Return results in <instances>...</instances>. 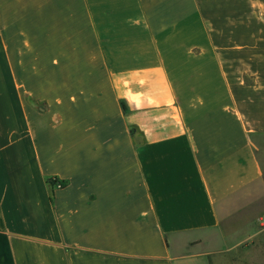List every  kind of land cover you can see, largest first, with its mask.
I'll list each match as a JSON object with an SVG mask.
<instances>
[{
    "label": "crops",
    "instance_id": "obj_1",
    "mask_svg": "<svg viewBox=\"0 0 264 264\" xmlns=\"http://www.w3.org/2000/svg\"><path fill=\"white\" fill-rule=\"evenodd\" d=\"M263 149L264 0H0V264H212Z\"/></svg>",
    "mask_w": 264,
    "mask_h": 264
},
{
    "label": "rangeland",
    "instance_id": "obj_2",
    "mask_svg": "<svg viewBox=\"0 0 264 264\" xmlns=\"http://www.w3.org/2000/svg\"><path fill=\"white\" fill-rule=\"evenodd\" d=\"M259 155L264 158V149L259 151ZM256 193L251 207L264 212V177L257 185ZM231 221L233 235L213 241L216 252L210 257L212 264H264V213L235 215Z\"/></svg>",
    "mask_w": 264,
    "mask_h": 264
}]
</instances>
